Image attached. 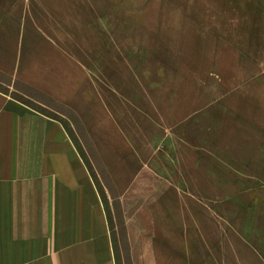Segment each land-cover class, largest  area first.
I'll use <instances>...</instances> for the list:
<instances>
[{
  "label": "rangeland",
  "instance_id": "obj_1",
  "mask_svg": "<svg viewBox=\"0 0 264 264\" xmlns=\"http://www.w3.org/2000/svg\"><path fill=\"white\" fill-rule=\"evenodd\" d=\"M25 4L33 28L15 32L33 42L1 52L37 85L0 73V90L64 125L101 194L114 263L264 264V0ZM123 142L142 156L144 198L124 196L101 160Z\"/></svg>",
  "mask_w": 264,
  "mask_h": 264
},
{
  "label": "crops",
  "instance_id": "obj_2",
  "mask_svg": "<svg viewBox=\"0 0 264 264\" xmlns=\"http://www.w3.org/2000/svg\"><path fill=\"white\" fill-rule=\"evenodd\" d=\"M21 28H33L32 9L25 0H0V73L32 87L37 85L32 76L16 70L21 56L1 52L2 44H32L31 38L17 40L15 29ZM37 87L72 101L65 91ZM12 94L0 90V264H115L104 203L74 141L60 121ZM76 108L80 112V105ZM128 146L123 142L124 151L101 154V160L117 188L126 190L124 196L141 191L144 198L143 159ZM153 187L161 198L170 197L166 191L176 195L169 184Z\"/></svg>",
  "mask_w": 264,
  "mask_h": 264
}]
</instances>
